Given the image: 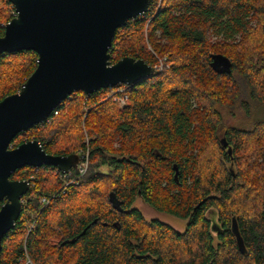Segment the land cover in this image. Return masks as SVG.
I'll return each instance as SVG.
<instances>
[{"label": "trees", "instance_id": "obj_1", "mask_svg": "<svg viewBox=\"0 0 264 264\" xmlns=\"http://www.w3.org/2000/svg\"><path fill=\"white\" fill-rule=\"evenodd\" d=\"M156 1L116 30L110 60L153 66L166 55L168 69L88 96L74 91L12 142L35 138L53 155L83 151L88 167L63 184L55 168L27 166L23 220L0 264H264V117L226 125L222 138L217 107L248 116L251 102L264 104V0ZM13 16L0 0V36ZM217 54L230 60L229 73L212 68ZM36 61L32 50L0 54V100ZM119 87L123 105L111 92ZM136 197L186 220L184 229L145 218Z\"/></svg>", "mask_w": 264, "mask_h": 264}, {"label": "water", "instance_id": "obj_2", "mask_svg": "<svg viewBox=\"0 0 264 264\" xmlns=\"http://www.w3.org/2000/svg\"><path fill=\"white\" fill-rule=\"evenodd\" d=\"M9 1L14 16L3 25L0 54L32 50L37 61L20 89L0 100V200L7 196L0 209V251L2 236L13 227L21 210L20 197L28 190L27 181L8 179L11 172L23 166H50L68 173L79 161L76 154L46 153L35 138L10 149L12 139L45 121L74 91L88 96L100 88L130 86L156 74L143 59L110 60L116 30L145 13L152 0ZM212 58L216 72L231 71L227 57Z\"/></svg>", "mask_w": 264, "mask_h": 264}, {"label": "rangeland", "instance_id": "obj_3", "mask_svg": "<svg viewBox=\"0 0 264 264\" xmlns=\"http://www.w3.org/2000/svg\"><path fill=\"white\" fill-rule=\"evenodd\" d=\"M160 1L161 0H157L156 3H157V6L158 7L160 5ZM155 2V0H154ZM147 24L148 22L146 23L145 25V28L147 27ZM144 36H145V32H144ZM211 41L212 42H215L216 39H215V36H213L211 38ZM145 43H146V46L149 48V49H152L150 43H148V41L145 39ZM157 63L161 64L162 65V69H168V66L171 65V62L167 60V56L166 55H163V56H157ZM156 63V64H157ZM161 69V70H162ZM154 72H158V71H155ZM32 73V72H31ZM30 73V74H31ZM29 74V75H30ZM28 78V77H27ZM125 85V84H124ZM110 88V87H108ZM17 92V91H16ZM121 95V94H120ZM118 95V96H120ZM118 96H116V100L118 98ZM118 101V100H117ZM252 106H251V111L249 113L248 116H245L244 112L241 110V108H237V109H234L235 111V114L234 116L230 115L229 114V109L228 108H224V107H220V106H217L222 112H223V123H222V127L220 129H218V133L220 134V137L223 138V128L224 126L226 125H237V126H241V127H247L249 126L253 120H255L256 118H260V117H264V104H259V103H256V102H251ZM28 133H29V129L26 130ZM21 134V133H20ZM24 138L26 137L24 134H21ZM33 139V138H31ZM29 140V139H28ZM85 142L88 141L87 138H85L84 140ZM83 151H80V153L78 154L79 155V161H80V158H81V154H85L86 152L82 153ZM50 167V166H49ZM48 176V178L50 180H53V178L51 176H49L48 174H46ZM70 180H67L66 182H63V184H66V183H69ZM134 205L136 207L139 208V210L142 212L143 216L147 219H152V218H155V219H158L160 221H163V222H166L168 223L169 225H171L172 227H174L175 229L181 231L184 229L185 227V224H186V220H183V219H180V218H177L175 216H172V215H169V214H166V213H162V212H158L156 210H154L152 207L148 206L147 204H145L140 197H136V200L134 202ZM4 245H6V247L8 249L12 248V240L9 241L8 239L4 242ZM6 249L7 252L10 253V250Z\"/></svg>", "mask_w": 264, "mask_h": 264}, {"label": "built area", "instance_id": "obj_4", "mask_svg": "<svg viewBox=\"0 0 264 264\" xmlns=\"http://www.w3.org/2000/svg\"><path fill=\"white\" fill-rule=\"evenodd\" d=\"M153 67H154L155 71H160L163 68L162 65L159 63L153 65ZM109 87H111V86H109ZM124 91H125L124 87H119L116 90H111L112 93H114V92H120L121 93V95L118 96V98H117L120 105H123L125 103V100L127 99V95L122 94ZM87 167H88V154L85 153L84 155L81 156L80 161H78V163H77V166H76L75 171H74L75 172L74 177H71L72 176L71 173H74V172H72V170H70L68 173H63V172L58 171L56 168L55 169H56V172L59 173V176L65 182L67 180H70L69 183H71L75 179V177L77 178V177H80L81 175H83L86 172ZM46 201H47V198H45V197H42L40 199L41 203L46 202ZM28 262H29V260H28Z\"/></svg>", "mask_w": 264, "mask_h": 264}, {"label": "flooded vegetation", "instance_id": "obj_5", "mask_svg": "<svg viewBox=\"0 0 264 264\" xmlns=\"http://www.w3.org/2000/svg\"><path fill=\"white\" fill-rule=\"evenodd\" d=\"M18 134L12 139V141L10 143V146H9L10 149L15 148L17 146V145L14 146V144L12 142L14 140H17L19 138ZM21 134H24V132H21ZM25 171H28V167L27 166L19 167V168L15 169L14 171H12L11 174H10V176H9V178H8L10 181H17V182L18 181H27V183H28V190L24 194H22L21 197H20V207H21V210H20V213H19L18 218L14 221L13 227L2 236V250L0 251V253L3 251L4 241L7 239V236L9 235V232L12 231L15 228L17 222H19L20 220L21 221L23 220L22 213H23V209H24L23 206L25 205L24 196L29 192L30 185H31V181L30 180L25 179V178L22 177V173L25 172ZM6 197L7 196H4L3 199L0 200V209L6 203V201H7V198Z\"/></svg>", "mask_w": 264, "mask_h": 264}]
</instances>
